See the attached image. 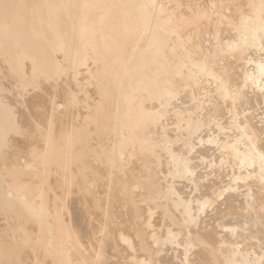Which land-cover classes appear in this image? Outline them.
Instances as JSON below:
<instances>
[{
  "label": "bare ground",
  "instance_id": "obj_1",
  "mask_svg": "<svg viewBox=\"0 0 264 264\" xmlns=\"http://www.w3.org/2000/svg\"><path fill=\"white\" fill-rule=\"evenodd\" d=\"M0 264H264V0H0Z\"/></svg>",
  "mask_w": 264,
  "mask_h": 264
}]
</instances>
